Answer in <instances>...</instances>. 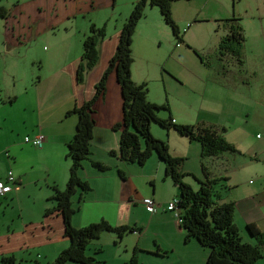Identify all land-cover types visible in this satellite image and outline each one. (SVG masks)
Here are the masks:
<instances>
[{"label":"crops","instance_id":"crops-1","mask_svg":"<svg viewBox=\"0 0 264 264\" xmlns=\"http://www.w3.org/2000/svg\"><path fill=\"white\" fill-rule=\"evenodd\" d=\"M135 1L0 0V8L6 11L4 17L0 16V73H3L0 76L8 77L12 81V88L6 94L16 96L19 92H29L28 89H31L34 97L31 108H34L33 110L38 115V120L33 124H23L20 128L18 126L10 127L7 132L8 140L5 146L0 148V165L6 162L5 165L10 168L9 171L16 179L11 190L5 196L0 197V261L2 257H13L14 264H22L30 262L29 259H25L28 256L29 258L33 257L32 261H35V257V262L38 264H47L68 247L69 243L64 237L61 217L56 213L46 218L44 216L45 210L53 208L55 203L51 206L45 200L42 202L32 201L28 206L22 207V202H19L18 199L24 193L29 192L31 186L37 189L35 196L43 193L47 200L52 195L51 187L56 186L58 189H64L69 176V164L66 165L68 160L66 145L74 135L77 121L75 115L65 117V113L71 110L75 104L80 105L93 96L94 86L115 52L116 37ZM186 1L188 0H179L173 3V20L177 23L178 20L181 22L186 20L188 26L191 21L192 24L202 21L193 19L191 16L181 19L179 9L181 4L185 5ZM117 15H120L121 21H114L115 23L119 22V26H115L112 33H107L109 22ZM213 21H217V30L220 32L217 40V44H219L221 37L227 32L222 27L221 19H213ZM91 25H95L97 28L105 26L106 37L97 47L99 54L97 65L85 73L83 82L77 85L74 80L76 63L82 53L83 40L88 35ZM221 32L224 33L221 34ZM186 42L183 40L181 45L183 44L188 50H191L192 47L189 48L188 42ZM181 45L178 44L177 47H181ZM29 52L31 56L27 58L26 54ZM26 62L29 66H26ZM23 66H26L25 69H22ZM170 78L175 80L174 76L170 75ZM162 80L164 79L162 78ZM209 80L211 79H205L204 87ZM21 81H26V83H22L20 86L18 82ZM216 84L218 83L216 82ZM210 91L214 97L220 96V91L211 87ZM7 98L9 102H12L11 97ZM94 110L96 124L90 142V156L83 162L79 172L81 179L89 182L91 177L93 179L104 178L105 175L115 170L132 173L134 165L137 164L127 163L120 160L118 155L111 156L109 154L117 152L119 148L120 134L114 131L112 126L121 121L122 112L121 94L114 72L109 75L105 95L103 99L95 103ZM168 114V116H172L170 112ZM160 118L163 119L162 116ZM173 120L178 122L176 118ZM221 124L223 123H216L213 126L224 127L223 136L225 137L229 133V130H226L229 127ZM150 131L154 138L167 143L171 156L184 159L181 168L183 173L193 174L198 180L204 181L200 158L201 146L198 142L181 137L173 130L166 131L154 123L151 124ZM39 135L43 136L42 148H36L25 141L27 138L33 139ZM238 136L237 140L239 141L242 138L247 139L243 131H238ZM227 142L234 145L233 142L228 140ZM9 152L13 156L12 158L10 154L7 155ZM239 153L223 154L208 158V160L205 159L207 160L206 162L204 160L207 173L209 179L225 178L213 188L220 187L223 190L218 192L219 204L230 202L235 204L234 223L239 236H241L240 228H245L247 224H254L264 234V201H260L264 200V190L259 191L258 189L256 193L238 191V178L242 176L245 166L243 161L237 158L243 155L240 151ZM5 157L7 160H4ZM26 157H31V160H24ZM9 158L13 161L11 162ZM90 161L102 162L110 169L99 172L91 167ZM249 163L252 161L250 160ZM142 167L140 166V168ZM144 167L142 169L148 167L153 169L147 175L150 181L151 195L142 198V200L150 198L156 203V183L159 181L166 184L171 180L165 177L164 163L155 153L144 164ZM7 172L3 177L0 176V180L6 179ZM125 179H131V176L126 177L125 175ZM185 183L193 188L190 183L186 181ZM89 185L91 192L85 195L83 203L79 204V211L71 217V225L75 228L107 220L105 210L108 209H112L114 217L123 216L122 207L133 198L132 193L136 192L135 187L130 193L126 186L118 185L120 188L115 194L122 195L121 198H125V200L119 201L116 205L115 194L111 198L110 190L106 186L97 188L94 184L89 183ZM197 186L199 188V185ZM261 196L263 197L260 198ZM173 199L175 196L168 199L167 204ZM9 200L10 203H7ZM142 200L141 204L143 205ZM5 204L6 207H4ZM176 223L178 224V221ZM119 224L112 226H128L124 223ZM134 228L142 229L141 232H131L137 233L140 240L143 228L141 226ZM178 229L181 236L184 237L179 224ZM240 238L243 241V238ZM248 240H253L255 243L254 238L249 234ZM243 242L251 243L250 241ZM193 243L194 240H190L186 243L187 246L183 252H180L182 263L205 264L208 250L199 244L195 246ZM154 244L157 246L155 242ZM189 245L190 248H188ZM156 248L160 251L158 246ZM169 248L172 254L176 252L173 245L170 244Z\"/></svg>","mask_w":264,"mask_h":264},{"label":"rangeland","instance_id":"rangeland-1","mask_svg":"<svg viewBox=\"0 0 264 264\" xmlns=\"http://www.w3.org/2000/svg\"><path fill=\"white\" fill-rule=\"evenodd\" d=\"M184 4H181L179 9L181 19L191 16L193 19L202 20L194 24L191 21L189 26L186 20L182 22L178 20V23L174 21L180 34L184 35L183 40L188 42L189 48L192 47L191 50L183 44L177 47L171 29L163 21L158 9L147 6L132 37L131 80L136 85H146L149 102L160 106L168 105L169 110H162L159 112L160 115L158 114L163 119L170 117L173 123L183 125L223 123L221 125L229 127L226 129L229 133L225 137L243 154L237 158L245 164L242 176L238 178V191L254 193L258 189L262 191L264 190V0H188ZM173 13L172 5V17ZM233 16L240 19L239 24L243 29L245 42L240 48L239 57L230 54L220 56L217 50L220 32L217 30V21L214 22L213 19L223 20ZM114 20L121 21L120 15L111 19L107 33H112L114 27L119 26V22L115 23ZM30 56V52L26 54L27 58ZM25 64L29 66L27 62ZM170 75L174 76L176 81L172 80ZM207 78L211 80L206 82L207 85L204 87ZM22 83L25 84L26 81L18 82L20 86ZM210 87L220 91L218 98L214 97ZM11 88V79L0 76V148H3L8 140L7 132L10 127L20 128L23 124H33L38 120L36 111L31 108L34 98L31 89H28L29 92H19L13 96L6 94ZM7 97H11L12 102H9ZM168 112L172 116H168ZM174 118L178 122H175ZM238 131H243L247 139L242 138L241 142L237 140ZM9 154L10 152L7 155ZM10 156L13 157L11 154ZM30 158L26 157L24 160H31ZM4 160H7L6 157ZM250 160L252 163H249ZM5 163L0 165L1 177L10 169ZM68 164L70 167L69 159L66 165ZM142 168L134 165L132 173L123 171V179L118 176L119 170L105 175L104 178L89 179L88 183L94 184L97 188L106 186L110 190L111 198L119 190L118 185L126 186L130 193L135 187L136 192L132 193L133 198L128 201L131 203L127 202L122 207L123 216L114 217L112 209H108L105 210L107 219L105 221L111 225L124 223L128 226H141L143 234L139 240L137 233L126 232L120 240L116 234L104 232L99 239L91 242L86 254L104 264H126L136 246L140 264H183L180 252H183L187 245L183 241V235L181 236L178 231L175 213L166 210L168 199L179 197L178 188L171 181L166 184L158 181L156 210L152 213L147 212L141 200L151 195L147 175L153 168ZM124 174L126 177L131 176V179H125ZM196 179L193 174H188L183 181L190 183L193 190H196L198 188ZM214 190L223 191L220 188ZM36 192L37 189L31 186L29 192L18 199L22 202V207L28 206L32 201L43 200L51 206L54 205V202L47 200L43 193L35 196ZM118 196V194L114 196L116 205L119 201L125 200L121 198L122 195L116 198ZM72 202L74 206L83 203H77V196L73 197ZM7 203H10V200ZM240 230L243 241L254 243L253 240H248L245 228L241 227ZM154 242L160 248L159 255L154 253L157 247ZM170 244L176 251L173 254L169 248ZM193 244L198 246L196 241ZM97 250L100 252H96ZM25 259H29L31 263L22 264H35V257V261H32L33 257L26 256ZM257 264H264V260Z\"/></svg>","mask_w":264,"mask_h":264},{"label":"trees","instance_id":"trees-1","mask_svg":"<svg viewBox=\"0 0 264 264\" xmlns=\"http://www.w3.org/2000/svg\"><path fill=\"white\" fill-rule=\"evenodd\" d=\"M179 0H136L129 16L125 19L116 37L114 54L108 61V66L94 86L93 96L80 105H76L65 113V117L75 115L77 118L75 132L66 145V158L70 161L69 176L64 189L51 187L52 200L55 205L45 210V218L57 214L61 217L64 237L68 240V247L63 249L58 256L47 264H104L95 257L87 255L86 249L93 240L99 239L104 232L116 234L121 239L126 232H141L128 226H112L105 220L75 228L71 225V217L79 211V204L74 206L72 199L77 196V203L84 201L85 195L91 192L89 183L81 179L79 172L83 162L90 156V142L95 127V103L103 99L106 91L107 80L114 72L116 82L120 89L122 100L121 121L112 126L119 132V148L117 152H110L120 160L131 164L143 166L146 161L156 154L164 163L165 177L169 178L178 188V222L184 233L183 241H196L202 248L208 250L205 264H255L264 260V234L254 224H247V233L254 238L255 243L243 242L234 223L235 204H219L218 192L215 187L220 180L225 178L209 179L204 163L205 159L218 157L223 154H240L235 146L223 136L225 128L213 125H181L173 123L172 119H162L158 116L162 110H167V105H156L147 100L145 84L136 85L131 80V43L137 23L143 17L147 6L158 9L163 21L171 29L176 44L183 42V36L175 24L171 8ZM6 11L0 8V16L4 17ZM223 29L227 32L221 37L217 50L220 56L226 54L239 57L240 48L245 41L243 29L239 19L235 17L221 20ZM106 37L105 26L91 25L88 35L82 43V53L76 63L75 83L81 84L85 73L92 70L99 61L97 47ZM241 63V61H239ZM160 128L175 131L179 136L196 141L201 146V169L204 181L196 179L199 188H193L183 181L188 175L182 173L183 158L173 157L169 153L166 142L153 137L150 131L151 124ZM91 167L99 172L108 171L110 168L100 162L90 161ZM118 176L123 179L121 171ZM220 188V187H219ZM169 212V211H168ZM174 213V212H173ZM176 216V215H175ZM177 217V216H176ZM177 219V218H176ZM96 252H100L97 250ZM156 255L160 251L156 248ZM13 257H2L0 264H14ZM35 264H38L35 262ZM128 264H140L137 257V248L134 247Z\"/></svg>","mask_w":264,"mask_h":264},{"label":"built area","instance_id":"built-area-1","mask_svg":"<svg viewBox=\"0 0 264 264\" xmlns=\"http://www.w3.org/2000/svg\"><path fill=\"white\" fill-rule=\"evenodd\" d=\"M26 142L31 143L33 146L36 148H42L43 146V136L39 135L33 139H25ZM16 179L13 176V173L11 171L7 172L6 179L5 180H0V197L5 196L10 190L13 185H15ZM143 205L145 206V209L147 212H155V206L156 203L154 200L147 198L142 200ZM166 210L169 212H174L175 215L177 216V221L180 222V219L178 217V199H173L171 200L167 206Z\"/></svg>","mask_w":264,"mask_h":264}]
</instances>
